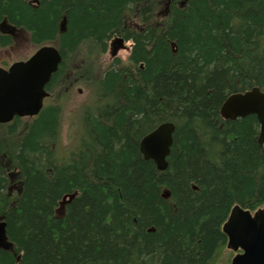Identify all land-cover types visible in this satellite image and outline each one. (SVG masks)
<instances>
[{"label":"trees","instance_id":"trees-1","mask_svg":"<svg viewBox=\"0 0 264 264\" xmlns=\"http://www.w3.org/2000/svg\"><path fill=\"white\" fill-rule=\"evenodd\" d=\"M5 17L63 61L48 86L58 102L0 124L11 242L0 264H229L222 226L235 205L264 207V151L255 115L220 109L231 93L264 91V0H0ZM115 35L130 55L104 66ZM12 44L0 32V47ZM79 83L95 104L80 145L60 156L59 100ZM167 121L160 170L140 142Z\"/></svg>","mask_w":264,"mask_h":264},{"label":"water","instance_id":"water-1","mask_svg":"<svg viewBox=\"0 0 264 264\" xmlns=\"http://www.w3.org/2000/svg\"><path fill=\"white\" fill-rule=\"evenodd\" d=\"M66 17L61 28L65 27ZM0 31L15 34L18 29L5 18L0 22ZM114 53L123 46V39L114 42ZM62 55L51 45L39 48L28 60L17 61L8 69L0 66V123L12 121L15 117L35 116L43 108L44 99L49 96L46 87L57 72ZM225 119L236 120L256 115L260 123L258 142L264 151V92L257 86L244 92L231 94L221 106ZM176 126L167 121L159 124L145 135L140 150L146 159H152L160 170L168 167V156L174 142ZM228 238V247L241 250L231 264H264V208L254 213L236 205L223 225ZM11 242L7 233V222L0 221V248L9 249Z\"/></svg>","mask_w":264,"mask_h":264},{"label":"rangeland","instance_id":"rangeland-1","mask_svg":"<svg viewBox=\"0 0 264 264\" xmlns=\"http://www.w3.org/2000/svg\"><path fill=\"white\" fill-rule=\"evenodd\" d=\"M162 5L163 9L160 10L161 12L164 11L166 2ZM17 37L18 39L14 42L13 46L4 49L0 47V62L5 60L7 62L4 63L8 65L16 60H24L30 57L37 50L38 47H35L30 42H28L22 32H20ZM127 45L130 44L128 43ZM130 52L131 50L127 49H120L116 54L112 53V51L110 53L108 52L103 56L104 66L109 64L116 57H119L123 59V61H126L130 55ZM56 90L58 91L59 88H53V90L51 91L53 95L50 100H48V104L54 103L58 100ZM69 90L70 93L68 92V95L62 98L60 97L59 100L62 107V121L58 142V152L60 156H65L66 153L69 152V150L73 148L75 150L78 145H80V138L85 135V133H83L84 127L82 128V119L86 111V106L95 104L94 92L87 86L86 83H79L74 88Z\"/></svg>","mask_w":264,"mask_h":264},{"label":"flooded vegetation","instance_id":"flooded-vegetation-1","mask_svg":"<svg viewBox=\"0 0 264 264\" xmlns=\"http://www.w3.org/2000/svg\"><path fill=\"white\" fill-rule=\"evenodd\" d=\"M22 33L24 34V37H26V39L29 38L28 34H27L25 31H23ZM18 35H19V34H16V35H15V37H14V42L18 39V37H17ZM11 46H13V44H12ZM11 46H9V47H11ZM2 62H7V61L4 60V61H2ZM2 62H0V65H3ZM8 67H9V66H8Z\"/></svg>","mask_w":264,"mask_h":264}]
</instances>
